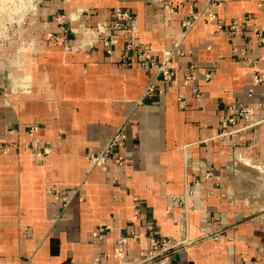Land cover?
<instances>
[{"label": "crops", "instance_id": "crops-1", "mask_svg": "<svg viewBox=\"0 0 264 264\" xmlns=\"http://www.w3.org/2000/svg\"><path fill=\"white\" fill-rule=\"evenodd\" d=\"M45 3L21 86L0 75V264H264L236 178L264 172V0ZM231 105L262 121L224 128Z\"/></svg>", "mask_w": 264, "mask_h": 264}, {"label": "rangeland", "instance_id": "rangeland-1", "mask_svg": "<svg viewBox=\"0 0 264 264\" xmlns=\"http://www.w3.org/2000/svg\"><path fill=\"white\" fill-rule=\"evenodd\" d=\"M23 1L0 0V75L5 77L6 82H13L15 89L21 86L23 77L21 70L25 69L24 53L34 43L37 27L45 23L41 10L47 0H32L27 6ZM19 2L22 4L18 5ZM36 7L39 13L35 19L38 11ZM28 54L30 53H26L27 56ZM10 72H13L12 75ZM251 159L250 157L244 159V164L251 169L244 173L245 176L236 178L240 188L243 187L241 194L254 208L255 214L249 219L264 227V172H261V166L253 163ZM260 160H264V156L260 157Z\"/></svg>", "mask_w": 264, "mask_h": 264}, {"label": "built area", "instance_id": "built-area-1", "mask_svg": "<svg viewBox=\"0 0 264 264\" xmlns=\"http://www.w3.org/2000/svg\"><path fill=\"white\" fill-rule=\"evenodd\" d=\"M216 1L217 0H207L205 8L211 10L213 8L214 4H216ZM116 15L119 18H124V19L125 18H128V19L132 18V15L130 12L123 11L121 9H118L116 11ZM201 15H202V12H194V10H191V16L186 22V32H189L192 30V28L199 21ZM209 15L213 16V12L212 11L209 12ZM232 27H233V29H236L238 27V25L234 24ZM106 44H109V42L106 41ZM179 45H180V43H177L174 50L165 51L163 61L158 66V70L160 72L164 73L165 78H168V79L170 78V73L168 71V68L172 64V56L174 54V51L178 50ZM146 49H148V48H146ZM140 52H141V56H143L145 59L143 61L144 64H152V65L156 64V62L153 60L152 55L150 53H145L142 50ZM192 67H194V66H192ZM209 76H210V74H208V77ZM153 88H154V84L152 82L148 86L146 92L150 93L151 91H153ZM255 113H256V109L254 106H251V105H241V106L231 105L229 107V114L223 120L222 126L224 128H228L230 125H235L240 121V122L244 123L240 129L251 128V127L259 124L262 121L261 119L255 118ZM125 138H126V132L123 130V128H119L117 130V132L113 135V137L110 139L105 150L99 154H93L92 155V157H91L92 166H95L98 163L106 164V162L110 156V153H111V148H113L115 145L119 144ZM117 160H120V159L117 158ZM170 200L172 201V203L177 204V203H180L183 199L180 196H172L170 198ZM176 247H178V245L173 244L171 242V240H164L161 242V244L154 246L153 251L154 252L168 251V250L176 248ZM154 252L152 254H148L146 256V258H150V257L155 256Z\"/></svg>", "mask_w": 264, "mask_h": 264}, {"label": "bare ground", "instance_id": "bare-ground-1", "mask_svg": "<svg viewBox=\"0 0 264 264\" xmlns=\"http://www.w3.org/2000/svg\"><path fill=\"white\" fill-rule=\"evenodd\" d=\"M20 1H22V0H20ZM30 1H32V0H24L23 3L26 4L25 6H27V4H28ZM20 4H22V3L19 2L18 5H20ZM29 4H30V3H29ZM33 9H34V8H33ZM34 12H35V10H34ZM28 50H29V49H28ZM23 51H25V50H23ZM23 59H24V58H23ZM25 62H26V61H25ZM25 62H24V63H25ZM24 63H23V64H24ZM24 65H25V64H24ZM24 70H25V69H24ZM25 73H26V72H25ZM26 74H27L28 76H30L28 73H26Z\"/></svg>", "mask_w": 264, "mask_h": 264}]
</instances>
